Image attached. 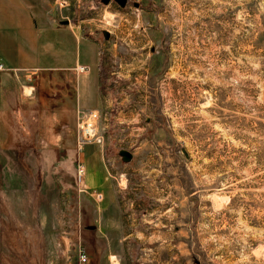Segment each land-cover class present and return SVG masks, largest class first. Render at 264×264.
Wrapping results in <instances>:
<instances>
[{"label":"rangeland","instance_id":"obj_1","mask_svg":"<svg viewBox=\"0 0 264 264\" xmlns=\"http://www.w3.org/2000/svg\"><path fill=\"white\" fill-rule=\"evenodd\" d=\"M55 1L102 50L111 104L72 169L58 137L21 152L0 120V264H264V0ZM78 54L92 78L96 46ZM94 150L111 221L71 174Z\"/></svg>","mask_w":264,"mask_h":264},{"label":"crops","instance_id":"obj_2","mask_svg":"<svg viewBox=\"0 0 264 264\" xmlns=\"http://www.w3.org/2000/svg\"><path fill=\"white\" fill-rule=\"evenodd\" d=\"M56 2L0 0V64L4 67L0 73V120L11 145L13 137L23 147L36 138L42 149L45 137L56 136L58 150H68L75 145L77 118L88 111L99 113L111 104L105 92L108 76L100 63L102 50L80 24L71 23L70 15L61 16L62 8ZM64 21L68 24L61 25ZM83 42L96 46L92 78L89 68L84 73L77 70L84 67L78 64V45ZM19 150L26 152L28 148ZM93 153V164L84 166L87 176L83 187L90 194L85 196L98 205L92 192L103 193L98 210H102V221H111L117 215L108 211L116 209L118 192L102 178L104 168L95 150Z\"/></svg>","mask_w":264,"mask_h":264},{"label":"built area","instance_id":"obj_3","mask_svg":"<svg viewBox=\"0 0 264 264\" xmlns=\"http://www.w3.org/2000/svg\"><path fill=\"white\" fill-rule=\"evenodd\" d=\"M66 6V3L59 2L58 7L64 8ZM77 70L81 73H84L88 70L87 67H79ZM4 71L3 65L0 64V73ZM98 120V116L96 111H88L83 113L81 116L77 118L76 122V128H75V146L78 152H81L83 149V146L94 142L96 144H100V137L96 133V127L95 123ZM76 182L78 184V192L80 194H88V192L83 187V179L85 176V167L83 164H81L78 160L76 167ZM93 193L94 201L100 203L104 200V195L101 192ZM77 261L78 264H85L86 263V256L82 249H78L77 252Z\"/></svg>","mask_w":264,"mask_h":264},{"label":"water","instance_id":"obj_4","mask_svg":"<svg viewBox=\"0 0 264 264\" xmlns=\"http://www.w3.org/2000/svg\"><path fill=\"white\" fill-rule=\"evenodd\" d=\"M100 3L102 5H105L107 6L111 0H99ZM115 3H117V5L120 7V8H123L127 2V0H113ZM133 6L135 8H137L138 4L137 3H134ZM68 24V21H64V22H61V25H67ZM103 37L105 40H108L109 39V34L107 32H103ZM118 156L120 157L121 161L123 163H128L131 161L132 159V154L128 151H125V150H121L118 152Z\"/></svg>","mask_w":264,"mask_h":264},{"label":"trees","instance_id":"obj_5","mask_svg":"<svg viewBox=\"0 0 264 264\" xmlns=\"http://www.w3.org/2000/svg\"><path fill=\"white\" fill-rule=\"evenodd\" d=\"M3 152V151H2ZM7 152V155H9L8 154V151L6 150V151H4V153H6ZM33 152H35V151H33ZM59 153L60 154H62V157H61V164H62V166L64 167L65 166V168H66V166H67V168H69V169H72V167L70 166V161L71 160H73V158L75 157V156H73V153L70 155L69 154V152H68V150H61V151H59ZM3 156V154L2 155H0V157L1 158H3L2 157ZM6 159H8L7 157H6ZM68 170V169H67ZM74 172V173H73ZM71 174H73V178H74V181H75V183H76V171H75V169H74V171L72 170L71 171ZM67 176H69V175H67ZM62 180L63 181H65L64 179H63V177H62ZM69 186H71L72 187V185H69Z\"/></svg>","mask_w":264,"mask_h":264},{"label":"flooded vegetation","instance_id":"obj_6","mask_svg":"<svg viewBox=\"0 0 264 264\" xmlns=\"http://www.w3.org/2000/svg\"><path fill=\"white\" fill-rule=\"evenodd\" d=\"M111 2H113V3L119 8L120 11H125V10H127V9L129 8V0H127L125 6H124L123 8H120V7L117 5V3H115L113 0H111ZM133 4H134V3H132V5H133ZM133 7H134V6H133ZM140 7H142V4L139 2L137 8H140ZM134 8H135V7H134ZM234 26H235V25H234ZM234 26H233V30L230 31V32L228 33V35H235V31H234V28H235V27H234ZM230 29H231V28H230ZM218 35H222V33L219 32ZM118 264H126V258H125V255H124V254H123L122 257L119 259Z\"/></svg>","mask_w":264,"mask_h":264}]
</instances>
